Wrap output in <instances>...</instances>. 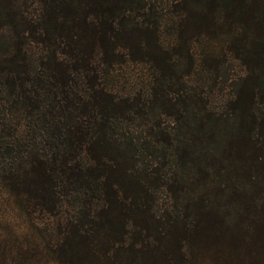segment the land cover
Segmentation results:
<instances>
[{
	"label": "trees",
	"instance_id": "16d2710c",
	"mask_svg": "<svg viewBox=\"0 0 264 264\" xmlns=\"http://www.w3.org/2000/svg\"><path fill=\"white\" fill-rule=\"evenodd\" d=\"M229 27L264 70V0H0V264H183L223 207L264 223V76L193 85Z\"/></svg>",
	"mask_w": 264,
	"mask_h": 264
},
{
	"label": "rangeland",
	"instance_id": "374dc122",
	"mask_svg": "<svg viewBox=\"0 0 264 264\" xmlns=\"http://www.w3.org/2000/svg\"><path fill=\"white\" fill-rule=\"evenodd\" d=\"M232 32V27L225 28L219 31L217 38L208 40L209 44L207 45H209L211 50L208 54V58L210 59L209 61L214 58L216 59L218 72H213L212 74L206 73L204 68H202L203 71H199L198 63L200 55L196 57L197 67H195V69L198 70V75L196 74L195 78L197 76L198 78H196V82H193V85H195L196 88V85L203 87L205 93L211 92L216 98L214 102L217 104L219 100H223V102L232 100V95L239 89L251 87V84H253L252 80L255 79L254 75L264 76V70L254 69L253 72H251L247 68L245 69L238 60L234 59L232 54H221L227 42V37L231 35ZM196 51L199 52L198 46ZM124 73H127L126 75H128V73L129 75L141 74L137 70L126 71ZM206 79L207 82L204 84ZM126 80L130 82V79ZM189 87L191 88L193 86L189 85ZM209 89L212 90L210 91ZM256 91H258L257 94L259 95L256 102L259 103L260 100L264 99V92L259 89ZM260 97H262V99H260ZM243 194H247L245 190H242V193L236 196L234 200H242L244 196L241 195ZM217 199V202H221V204L232 201L223 198L220 199L218 195ZM219 214L224 216L225 229L209 226L207 231L201 234L195 243L188 248L183 264H264V234L259 228L261 223L264 227L263 217L255 218L257 221V228H253L251 233L246 235L249 230L246 228L244 222L248 217L234 216L233 211H228L224 207L220 210ZM232 217H237V220H233ZM228 228L229 230H226Z\"/></svg>",
	"mask_w": 264,
	"mask_h": 264
}]
</instances>
